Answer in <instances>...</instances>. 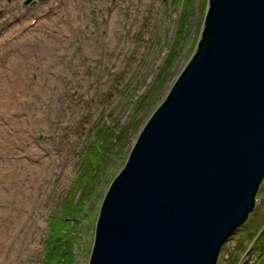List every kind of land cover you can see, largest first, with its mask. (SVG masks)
I'll return each instance as SVG.
<instances>
[{
  "label": "rangeland",
  "instance_id": "1",
  "mask_svg": "<svg viewBox=\"0 0 264 264\" xmlns=\"http://www.w3.org/2000/svg\"><path fill=\"white\" fill-rule=\"evenodd\" d=\"M25 2L0 0V263L89 264L108 188L195 53L209 0ZM217 264H264V179Z\"/></svg>",
  "mask_w": 264,
  "mask_h": 264
},
{
  "label": "water",
  "instance_id": "2",
  "mask_svg": "<svg viewBox=\"0 0 264 264\" xmlns=\"http://www.w3.org/2000/svg\"><path fill=\"white\" fill-rule=\"evenodd\" d=\"M263 179L264 0H209L196 52L108 188L89 264H217Z\"/></svg>",
  "mask_w": 264,
  "mask_h": 264
},
{
  "label": "bare ground",
  "instance_id": "3",
  "mask_svg": "<svg viewBox=\"0 0 264 264\" xmlns=\"http://www.w3.org/2000/svg\"><path fill=\"white\" fill-rule=\"evenodd\" d=\"M197 50V49H196ZM196 52V51H195ZM180 76V75H179ZM178 76V77H179ZM4 136L0 133V142L2 143V138H3ZM1 148L3 149V146H1ZM2 151V150H1ZM3 164L6 166L5 167V169H8V166H9V163H10V157L6 154V155H4L3 156ZM1 166H2V164H1ZM8 175H9V172H6V173H0V178H4V179H6L7 177H8ZM12 187L11 186H9V188H8V190L9 189H11ZM0 238L2 239V244H4V243H6V239H5V237L3 236V235H0ZM0 252H1V249H0ZM0 264H5V263H0ZM8 264V263H7Z\"/></svg>",
  "mask_w": 264,
  "mask_h": 264
},
{
  "label": "trees",
  "instance_id": "4",
  "mask_svg": "<svg viewBox=\"0 0 264 264\" xmlns=\"http://www.w3.org/2000/svg\"><path fill=\"white\" fill-rule=\"evenodd\" d=\"M155 87H156V86H155ZM160 90H161L160 87H158L157 91L159 92ZM151 101H152V100H151ZM123 130L128 132V128H123ZM116 131L119 132L120 135L122 134L121 130H118V129L116 128V126H115V127L113 126V132H112V133L115 134ZM57 255H58V262H62V263L64 264L65 261L61 260V258L59 257V253H58V251H57ZM64 256H65V257H66V256L71 257V254L68 255V252L65 251V252H64ZM64 256H63V257H64Z\"/></svg>",
  "mask_w": 264,
  "mask_h": 264
},
{
  "label": "flooded vegetation",
  "instance_id": "5",
  "mask_svg": "<svg viewBox=\"0 0 264 264\" xmlns=\"http://www.w3.org/2000/svg\"><path fill=\"white\" fill-rule=\"evenodd\" d=\"M32 3H36V0H33V2Z\"/></svg>",
  "mask_w": 264,
  "mask_h": 264
}]
</instances>
